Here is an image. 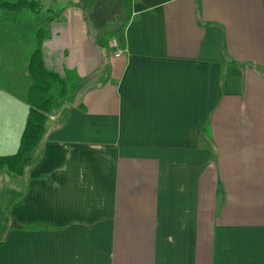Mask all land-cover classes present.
<instances>
[{"label": "crops", "instance_id": "crops-1", "mask_svg": "<svg viewBox=\"0 0 264 264\" xmlns=\"http://www.w3.org/2000/svg\"><path fill=\"white\" fill-rule=\"evenodd\" d=\"M125 2L102 43L75 8L0 7V61H24L0 66V155L39 30L75 85H52L24 172L0 171V264H264V0Z\"/></svg>", "mask_w": 264, "mask_h": 264}, {"label": "trees", "instance_id": "trees-1", "mask_svg": "<svg viewBox=\"0 0 264 264\" xmlns=\"http://www.w3.org/2000/svg\"><path fill=\"white\" fill-rule=\"evenodd\" d=\"M0 7L10 10L29 8L37 11L40 4L37 0H0ZM44 35V30L38 31L36 46L27 63L26 101L28 112L18 147L12 154L0 155V171L6 169L16 175H21L24 172L29 162L27 154L38 145L44 134V124L52 105V100L49 97L52 85L59 82L62 85L61 95L66 99H68L72 88L75 87L69 82L67 73L61 75L46 66L41 49Z\"/></svg>", "mask_w": 264, "mask_h": 264}, {"label": "rangeland", "instance_id": "rangeland-1", "mask_svg": "<svg viewBox=\"0 0 264 264\" xmlns=\"http://www.w3.org/2000/svg\"><path fill=\"white\" fill-rule=\"evenodd\" d=\"M39 4L50 5L54 14L79 10L80 19L85 21L86 32L92 41L102 43L118 35L127 16L126 0H37ZM68 11V12H65ZM57 17L56 15L54 16ZM66 17V16H65ZM71 17V16H70ZM24 61H0V66L19 68Z\"/></svg>", "mask_w": 264, "mask_h": 264}, {"label": "built area", "instance_id": "built-area-1", "mask_svg": "<svg viewBox=\"0 0 264 264\" xmlns=\"http://www.w3.org/2000/svg\"><path fill=\"white\" fill-rule=\"evenodd\" d=\"M112 47H117L116 42L112 41ZM118 55H119V53H115V56H118Z\"/></svg>", "mask_w": 264, "mask_h": 264}]
</instances>
